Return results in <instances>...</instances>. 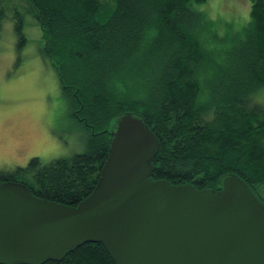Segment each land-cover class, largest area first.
Here are the masks:
<instances>
[{
  "label": "trees",
  "instance_id": "obj_1",
  "mask_svg": "<svg viewBox=\"0 0 264 264\" xmlns=\"http://www.w3.org/2000/svg\"><path fill=\"white\" fill-rule=\"evenodd\" d=\"M24 1L42 31L40 53L86 130L85 150L45 164L31 157L0 170V182L76 206L98 183L116 116L130 112L158 140L153 180L219 190L235 174L264 205V0H249L248 23L224 37L194 8L206 0ZM15 32L23 44L17 12ZM43 264L114 262L101 243L86 242Z\"/></svg>",
  "mask_w": 264,
  "mask_h": 264
},
{
  "label": "water",
  "instance_id": "obj_2",
  "mask_svg": "<svg viewBox=\"0 0 264 264\" xmlns=\"http://www.w3.org/2000/svg\"><path fill=\"white\" fill-rule=\"evenodd\" d=\"M158 140L139 114L116 116L92 192L76 206L0 182V264L61 260L98 242L114 264H264V205L235 174L220 189L152 179Z\"/></svg>",
  "mask_w": 264,
  "mask_h": 264
},
{
  "label": "rangeland",
  "instance_id": "obj_3",
  "mask_svg": "<svg viewBox=\"0 0 264 264\" xmlns=\"http://www.w3.org/2000/svg\"><path fill=\"white\" fill-rule=\"evenodd\" d=\"M1 5L5 17L0 28V170L25 166L34 156L45 164L83 152L86 130L71 115L57 73L40 53L42 31L26 2L2 0ZM194 8L213 22L211 29L220 37L241 31L249 21V0H206ZM16 12L23 20V44L15 32Z\"/></svg>",
  "mask_w": 264,
  "mask_h": 264
}]
</instances>
